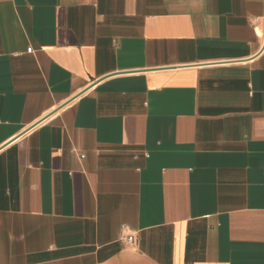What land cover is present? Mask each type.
<instances>
[{
  "label": "crops",
  "instance_id": "obj_1",
  "mask_svg": "<svg viewBox=\"0 0 264 264\" xmlns=\"http://www.w3.org/2000/svg\"><path fill=\"white\" fill-rule=\"evenodd\" d=\"M0 264H264V0H0Z\"/></svg>",
  "mask_w": 264,
  "mask_h": 264
},
{
  "label": "built area",
  "instance_id": "obj_2",
  "mask_svg": "<svg viewBox=\"0 0 264 264\" xmlns=\"http://www.w3.org/2000/svg\"><path fill=\"white\" fill-rule=\"evenodd\" d=\"M124 229L127 231L126 235L124 236L125 240L129 244H135L137 240V233L135 231L129 230L128 226H125Z\"/></svg>",
  "mask_w": 264,
  "mask_h": 264
}]
</instances>
